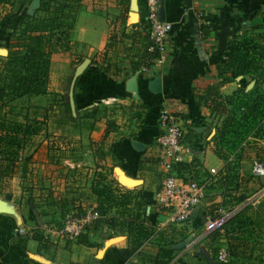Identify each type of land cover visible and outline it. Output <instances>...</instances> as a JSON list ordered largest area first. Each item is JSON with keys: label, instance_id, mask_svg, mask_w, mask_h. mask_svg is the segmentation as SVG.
Here are the masks:
<instances>
[{"label": "crops", "instance_id": "crops-1", "mask_svg": "<svg viewBox=\"0 0 264 264\" xmlns=\"http://www.w3.org/2000/svg\"><path fill=\"white\" fill-rule=\"evenodd\" d=\"M157 3L163 20L171 24L166 62L148 74L133 73L135 93L128 91L133 75L128 69L141 48L140 37H118L107 44L111 32L146 35L145 0H128L122 21L118 20L120 0H80L69 12V49L49 55L45 91L13 100L31 112L26 119L41 122V129L29 137L6 193L0 194L8 209L0 213V264H92L98 259L109 264H151L148 256L156 252L160 231L163 239L174 243L190 237L186 247L172 251L167 264L213 263L209 240L197 231V225L201 217H207V206L222 200L218 188L204 190L201 203L184 223L175 225V232L168 233L162 224L153 197L164 175L154 157L155 139L161 132L159 116L168 114L182 127V161L198 159L204 168L206 163H216L208 140L218 118L196 106L193 95L218 80L215 64L224 59L225 41L264 21V0ZM7 12L6 6H0V35L5 37L13 24ZM102 58L110 65L107 73ZM113 66L120 67V72L114 73ZM79 67L82 70L75 76ZM155 76L160 78L158 92L147 88ZM251 81L242 76L228 78L218 92L230 95ZM110 97L116 101L104 103ZM97 171L106 172L105 179L117 189L138 192L146 225L153 230L140 247L142 255H128L124 233L113 232L102 222L93 227L99 215L72 239L56 234L65 213L94 210L96 198L90 184ZM34 231L44 239H33ZM220 241H227L223 234ZM237 250L248 255L250 246L246 243Z\"/></svg>", "mask_w": 264, "mask_h": 264}, {"label": "trees", "instance_id": "trees-1", "mask_svg": "<svg viewBox=\"0 0 264 264\" xmlns=\"http://www.w3.org/2000/svg\"><path fill=\"white\" fill-rule=\"evenodd\" d=\"M79 1L40 0L38 8L29 15L26 6L30 0H0V6L7 7V18L13 20L8 32L6 55L0 56V194L5 192L6 182L13 173L15 163L20 160V153L29 137L41 129L40 121L34 118L28 120L25 116L22 121L7 119L2 109L16 98L45 91L49 55L69 49V12ZM127 6L128 0H120L118 20H124ZM135 36L140 37L141 48L136 59L129 62L128 72L131 75L138 71L145 56V47L149 43L147 34L116 35L111 32L107 44L109 47L118 37L132 39ZM103 62L105 65L102 69L107 73L110 65L104 58L100 63ZM112 68L114 73L121 70L118 66ZM215 68L218 80L193 97L196 106L207 108L209 113L218 118L208 140L211 144L210 155L216 163H206L204 168L201 161L192 159L174 163L171 171L182 181L205 182L204 190L218 188L224 199L226 192L235 191L239 183L246 180V177L239 175L238 168L241 161H250L248 150L254 149L253 155L258 157L260 150L256 149L255 144L264 140V21L227 39L224 43V59L216 63ZM237 76L248 77L253 81L252 86L246 89L244 84L230 95H221L218 87L228 78ZM216 167V173L210 174L209 169ZM106 174L95 172L90 184V190L96 198L94 210L99 215V219L92 221V226L102 222L113 232L124 233L128 242V255H142L140 247L153 230L146 225V214L138 199V192L117 189L105 179ZM261 206L262 203H259ZM249 208L248 205L242 207L224 223L222 234L227 239L228 260L225 263L216 260L212 264H254L250 262L253 258L251 246L248 255L237 250L240 245L253 240L251 232L260 230L264 220V210L259 212L256 208L245 214L243 211ZM31 237L37 241L43 240L39 231L32 232ZM172 244L174 242L169 241L166 245L158 246L156 252L148 256L151 264H167L172 258ZM255 259L257 264L263 262L260 256H255ZM92 264L109 263L98 259Z\"/></svg>", "mask_w": 264, "mask_h": 264}, {"label": "built area", "instance_id": "built-area-1", "mask_svg": "<svg viewBox=\"0 0 264 264\" xmlns=\"http://www.w3.org/2000/svg\"><path fill=\"white\" fill-rule=\"evenodd\" d=\"M146 5V34L149 43L145 47V56L142 58L138 74H148L152 70L161 69L166 62V40L171 30V24L162 21L158 16L157 0H145ZM116 98H107L104 103H113ZM160 134L155 139L154 157L164 175L160 188L154 193V202L160 210L162 224L180 225L184 223L201 203L204 195L205 182L194 180L182 181L171 171L174 163L181 162L184 146L181 142L182 127L168 114L159 116ZM210 174L216 171L209 169ZM250 174L254 177L264 176V161H253L250 165ZM233 215L228 209L217 207L212 216L205 218L202 234L205 236L220 231L224 223ZM98 217L93 209L77 214L67 212L61 219L59 236L72 239L82 233L86 226ZM22 233L21 229H18ZM216 260L225 263L228 260L226 249H219Z\"/></svg>", "mask_w": 264, "mask_h": 264}, {"label": "rangeland", "instance_id": "rangeland-1", "mask_svg": "<svg viewBox=\"0 0 264 264\" xmlns=\"http://www.w3.org/2000/svg\"><path fill=\"white\" fill-rule=\"evenodd\" d=\"M6 37L5 35L3 36L0 35V48L4 49L5 51H7L8 35H6ZM2 111L4 112L5 117L11 120L22 121V118L24 116L26 117V114L32 117L31 112L29 113L28 111H25L24 106H21L18 103L15 104L14 101L6 103ZM256 143H257L255 144L256 149L260 150L259 153L257 154L258 157H255L253 155L254 149H249L248 157L250 158V161H241L239 164L238 173L244 178L246 177V180H243L241 183H239V188H237L235 191L230 190L229 192H226L225 198L222 199L220 202L216 204L215 203L209 204L207 207H209L208 210L209 209L210 210L208 211L207 217L212 216L213 209H215L216 207L228 209L229 211L231 210L234 213L239 209H241L242 207L248 205L251 208L245 209L243 211L245 214L251 213L256 208L257 211L259 212L264 210V176L254 177L250 174V165L253 161H264V140L257 141ZM214 170L217 171L216 168H214ZM209 192L210 191L207 192V190L205 191V193H209ZM259 203H262L261 207H259ZM204 220H205L204 217H201L200 222L197 225V231L199 230L202 231ZM60 226H61V222H60ZM60 226L55 229L56 233L60 228ZM165 228L166 231H168V233H172L176 231L175 225L165 224ZM251 229L253 230V228ZM178 232H180V230ZM157 233L159 234L156 236L157 237L156 249L158 246L166 245L169 242L167 237H164L163 239V236L161 235L162 233H164L163 231ZM222 233H223V229H221L217 233H209L205 235V237L209 240V242H207V250L209 251L210 259L214 262H216L217 251L222 248L226 249V243L220 241L221 236L217 235ZM251 233H253L252 234L253 240H249L250 242H248L247 244L253 248L252 250L253 255L260 256V259H263V262L259 264H264V220L261 224V229L260 230L254 229ZM255 256H252L253 261L251 260L250 262L257 264ZM238 261L241 262V259H239Z\"/></svg>", "mask_w": 264, "mask_h": 264}, {"label": "water", "instance_id": "water-1", "mask_svg": "<svg viewBox=\"0 0 264 264\" xmlns=\"http://www.w3.org/2000/svg\"><path fill=\"white\" fill-rule=\"evenodd\" d=\"M40 3V0H30L28 6H27V14L32 15L34 13V11L38 8ZM158 16L159 19L163 21V11H162V7L160 6L158 8ZM6 55V51L4 49L0 48V56H4ZM82 70V67H79L76 71H75V76L78 75ZM75 77H73L74 79ZM135 78L136 75L133 74L127 82V86H128V91L131 93H135L136 92V85H135ZM253 84V81L249 82V84L247 85L246 88L251 87ZM147 88L153 92H158L160 90V78L159 76H155L152 79H150L147 82ZM137 145V143H134ZM8 209L5 207V201L0 198V213H7ZM190 237H185L182 240L174 243L171 245V248L173 250H181L184 247L187 246L188 241H189Z\"/></svg>", "mask_w": 264, "mask_h": 264}]
</instances>
